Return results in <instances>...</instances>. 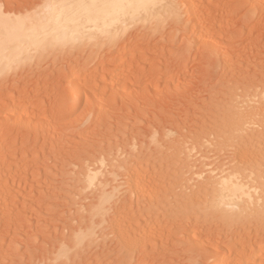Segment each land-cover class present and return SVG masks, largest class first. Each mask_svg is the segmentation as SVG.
<instances>
[{"label":"rangeland","instance_id":"obj_1","mask_svg":"<svg viewBox=\"0 0 264 264\" xmlns=\"http://www.w3.org/2000/svg\"><path fill=\"white\" fill-rule=\"evenodd\" d=\"M178 1L112 46L87 31L0 66V264H264V0ZM222 175L263 197L233 213Z\"/></svg>","mask_w":264,"mask_h":264},{"label":"bare ground","instance_id":"obj_2","mask_svg":"<svg viewBox=\"0 0 264 264\" xmlns=\"http://www.w3.org/2000/svg\"><path fill=\"white\" fill-rule=\"evenodd\" d=\"M190 1L189 0L187 1L186 0V2H188L187 4L191 5L189 3ZM173 5L178 7L179 6V1L178 0H50L47 4H45V6H43L42 9L40 8L39 12H38V10L36 11V13L38 12L36 17H35V15H36V13H35L34 17H29V18L27 17L26 14H25L26 16L22 14L23 16L22 15H17L16 18H13L10 13L9 14L7 13L8 10H9V8H5L6 6L3 7V6L0 5V66L2 64L3 65L4 64L6 65V64H9L11 62L17 61L19 58H21V56H23L25 54H28V53H31V54H34V55L37 54V53L38 54H42V53H44L47 50L48 46L52 45L53 43H57V44L58 43H62L63 44L65 42H67L69 39L70 40L71 39H77L78 40L79 38H81L82 34L84 32H87V31L90 33V36L94 39L95 43L99 42L100 39H104V40L108 41V43L111 44V46H112V44H116V41H117L118 36L121 35V33H126V31L129 30V28H130L131 25H137V24H139L141 22L149 21L152 18L160 19L165 14H168L171 11L174 12V13H176L177 12V8H173L172 10H169L170 8L173 7ZM193 11L194 10L192 9V12ZM186 15H187V13H186ZM173 23H174V21H173ZM168 24H170V22ZM182 25H183V23H182ZM135 29H138V27L135 28ZM133 31H132V33H133ZM143 31L144 30H142V32ZM138 32L140 33L139 30H138ZM132 33H131V35H132ZM135 34H137V32ZM74 41H76V40H74ZM127 42H129V41L127 40ZM79 43H80V41H79ZM122 43H124V42H121L120 44H122ZM101 44H103V43H101ZM106 56H107V54H106ZM145 59L147 60V58L144 57V60L143 61H146ZM13 66H14V64H13ZM8 68H9V66H8ZM0 69L3 70V67H0ZM139 69H142V68L139 67ZM145 69H147V68L145 67ZM148 69H149V71L152 70V68H148ZM75 74L77 75L78 72L77 73L76 72H72V75H75ZM73 78H74V76H73ZM262 83H260L261 86L263 85ZM237 86H238V84H237ZM81 88H82V86H81ZM256 88L257 87H255V89ZM234 89H236V88H234ZM253 89H254V87H253ZM243 91H246V90H243ZM243 94L244 93H242V95ZM218 99L219 98H217V99L215 98V100H218ZM222 99H224V98H222ZM219 100H221V98ZM212 101H214V100H212ZM216 106H219V103ZM231 106H233V105H231ZM221 108H222V106H221ZM263 110H264V108H263ZM236 124L240 125V127L243 125L242 124V121L241 122L238 121ZM213 126H215V125H213ZM219 127H221V126H219ZM216 129H217V127H216ZM204 130H206V129H204ZM216 134H217V132H216ZM184 140H185V138H184ZM179 141H181V139H179ZM185 144H187V142ZM198 145H199V143H198ZM186 146H188V145H186ZM184 150H185V148H184ZM244 150H246V149H244ZM247 150L249 151V149H247ZM207 153H209V152H207ZM245 153H246V151H244L242 154L244 155ZM249 153H250V151H249ZM237 154H239V153H237ZM252 155L253 154L251 152V157H252ZM258 155H259V153L257 154V156ZM253 156H256V155H253ZM118 167H120V166H118ZM120 168H122V167H120ZM96 170L95 171L92 170L93 172H91V173L99 172L98 169H96ZM245 171H247V170H245ZM212 172H215V171H212ZM97 174L98 173H95L94 175H96V177H97ZM250 174H252V172ZM94 175L92 174L91 175L92 178H91L90 174L88 175V173H87L88 178L90 177V179H91L90 180L91 183H92V181H94V179H96V178H94ZM116 178H117V176H116ZM116 178L114 179V181L117 180ZM249 178L251 179L250 176H249ZM102 180H103V178H102ZM99 181H100V179H99ZM99 181H98V183H101V181L100 182ZM102 183H104L103 185H105V187L108 185V183H107L106 180H103ZM137 183L138 182H136V184ZM220 184H221V187H220L219 193L217 194V199H218L219 203L223 204L224 206H227L228 209L231 208L232 209L231 211H233V213L239 212L237 209H240V211L242 209L244 210V207H245V204L246 203L253 202L256 199L260 200L263 197V195L259 191V188L261 187V185H259L257 183L258 185L249 186V182L246 181V180H244V179H242V178H240V176H238V175H230V176L229 175H222L221 176V179H220ZM98 185L100 186V184H98ZM140 185L142 186L141 183H140ZM137 186L134 185L133 187H136L137 188ZM93 187H95V186H93ZM113 187H111V188H113ZM118 187L119 186H117L116 188L118 189ZM143 187H144V185H143ZM143 187H140V188H143ZM203 187H205V186H203ZM102 188H103V186L100 188V190L98 189L99 193L102 192L101 191ZM116 188H114L115 191H117ZM103 189H107V191L104 190V192L106 194H107V192L111 191L110 188H109V190H108V188H103ZM136 190H138V189H136ZM141 190L142 189H139L138 191H141ZM112 193L113 192H111V195L110 194H107L109 196V198H108V196L104 197L105 195H102L104 193H101L102 197H101V200H100V204H99V202H98V204L101 206V205H104L106 203L105 205L107 206V202L109 203L110 198H112V196H113ZM138 193H141V192H138ZM141 194H143V193H141ZM99 196L100 195H98V197ZM201 196H203V195H201ZM196 199H198V198H196ZM203 199H204V197L201 200H203ZM151 200H152V197H151ZM93 201H96L97 202L98 200L94 199ZM102 203H104V204H102ZM99 205H98V209L100 207ZM105 205H104V208H105L104 210H106V206ZM92 206H93V204H92ZM95 207H96V205H95ZM93 210H91V211H93ZM192 210L194 211V209H192ZM224 213H225V211H224ZM99 214L104 217V215L101 214V212ZM226 214H224L223 216H225ZM88 215L89 214H87V216ZM96 217H94V218H96ZM231 218L232 217H230V221L232 220ZM221 219H224V218H221ZM91 220L93 221V218ZM103 220L104 221H102L101 223H99V225H101L103 222H105V219H103ZM92 223H94V221ZM121 226H119V227H121ZM128 228H129V226H128ZM122 229L123 230H127V229H124L123 226H122ZM129 229L131 230L132 228H129ZM115 230H118V229L116 228ZM92 232H94V234L96 233L95 231H92ZM115 232H117V231H115ZM126 233H128V231ZM131 233H133L132 235H134L135 232L134 231L133 232L131 231ZM84 234H83V236H84ZM118 234L120 235V233H118ZM122 235H123V237H125L124 235H126V234L123 233ZM262 235H264V234H262ZM135 237H137L136 234H135ZM135 237H133V240H134ZM140 237H141V235H140ZM143 237H144V234H143ZM143 237L141 239H144ZM149 237L147 236L148 239H146V240H149ZM90 238H91V236H90ZM127 238H129V239H127ZM138 238H139V236H138ZM124 239L130 240V239H132V237L130 238V237H127V235H126V237ZM80 241H82V240H80ZM94 241H95V239H94ZM135 241H136V238H135ZM119 242H121V241H119ZM128 242H129L128 244L135 243V242H133L131 240L128 241ZM145 242H148V241H145ZM150 243H152V242L150 241ZM80 244H82V243H80ZM136 246L139 247L138 244ZM140 247H142V246H140ZM144 251L142 250L141 252H144ZM252 255H254V254H252ZM129 257L132 258V256H129ZM126 258H125V260H127V262L129 263L131 260L128 258L129 259V261H128V259H126ZM219 261L220 260H217V262H219ZM220 263H223V262H220Z\"/></svg>","mask_w":264,"mask_h":264}]
</instances>
